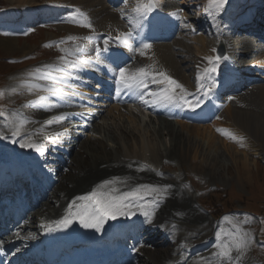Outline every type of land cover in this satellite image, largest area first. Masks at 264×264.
Instances as JSON below:
<instances>
[{
	"label": "bare ground",
	"instance_id": "1",
	"mask_svg": "<svg viewBox=\"0 0 264 264\" xmlns=\"http://www.w3.org/2000/svg\"><path fill=\"white\" fill-rule=\"evenodd\" d=\"M6 1L9 7L7 14L0 19L1 25L13 27V21L18 16L19 24L22 25L49 19L58 23V30H63L71 36H81L82 45H78L75 52L67 51L66 59L75 57L84 49L87 51V38L98 40L100 38L101 41H105L102 36L111 34L113 38L121 37L128 43L131 32L139 34L143 30L137 17V5L144 0ZM194 3L207 7L205 12H211L212 15L211 7L219 8L223 4L230 6L232 2L194 0ZM198 10L199 13L204 12ZM161 14L168 18L165 23L169 29L176 28L175 21L181 26L177 27V33L172 39L150 44L149 53L136 56V59L155 71L151 77L159 84H164L166 88L168 82H172V87H176L177 83L181 85L179 88L176 87L178 90L173 98V104L179 106L180 114L172 118L167 111L159 112L161 117L156 119L124 109L125 114L133 119L135 126L149 129L148 140L145 137L135 138L132 142L137 146L135 149H132L131 143L122 148L116 136L103 133L99 137L93 128L91 134H87L89 137L81 141L78 130L73 126L68 130V124L72 122L74 115L69 113L68 109L61 110V104L37 105V109L31 110L34 116L32 122L35 123L29 122V125L18 133L0 129L1 156L13 154L21 156L23 150H28L31 153V162L36 157L37 163L42 164L48 159L53 148L63 150V155L68 151L73 152L72 158L66 161L69 165L66 164L68 168L64 175L54 176L57 185L54 186L52 193L49 195L48 191L43 193L42 205L27 215L30 221H24L2 242L8 244V247L14 244L15 257L22 258L30 248L38 249L39 245L35 238L50 231L55 234L57 225L54 221L82 209L94 194L100 196L96 207L104 208L110 215L126 221L125 224L116 227L128 233L134 232L136 242L134 247L124 249H130L132 254H139L141 260L144 259L146 263L148 254L152 264H166L165 258L158 257L153 247L156 244L155 239L162 238L163 245L174 243L176 240L178 242L176 247L167 248L168 251L157 249L163 256L164 253L165 255L168 252L174 253L176 257L171 258L173 262L168 264H241L238 248L242 246L238 233L231 232L225 224L222 227L216 226L217 223L215 225L208 216L202 214L195 206L192 196L186 194L182 181L178 177L164 176L163 164L157 163L159 160L172 161L180 166L187 163L191 169L206 168L213 176L220 171L219 166L224 165L223 161L231 160L241 168V173L236 175L238 182L247 183L252 166L257 167V161L264 164V147L257 136L252 134V131L256 132L255 126L260 125L256 121L257 117L254 113L244 110L243 105L250 104L252 109V104L258 102L259 111L264 116V82L252 81L228 94L227 96H231L230 99L223 97L218 101L219 107L215 113L210 107L203 105L204 99L192 97L187 101L185 92L198 94L205 91L201 89L202 86L217 84L213 77L217 71L216 64L209 62L210 58L214 61L218 58L215 53V42L202 31L197 32L196 25H192L188 17L177 7L165 6ZM212 26L216 27L215 24ZM48 34L56 36L55 33ZM230 34L236 36L235 32ZM190 42L195 44V47ZM234 42L235 40L231 39L228 44L234 46ZM0 44L5 51L20 50L26 53L31 50L27 42L20 45L14 36L0 38ZM244 45L251 49L249 42ZM231 46L227 48L229 53L232 52ZM250 51H244V55L247 56ZM260 58L259 60L264 62V51H261ZM40 67L47 71L66 69L75 73L80 72L77 67L61 61L44 63ZM222 72L233 73L231 69L226 68H221L220 73ZM46 74L36 70L26 72V77L32 82L30 93L42 91L43 88L38 86L35 80H44ZM75 88L84 90L82 86ZM8 97L13 99L12 95ZM214 104L217 103L214 101ZM186 105L192 106L194 110H202L204 113L197 117L202 120L216 115L214 125L218 129H214L210 124L191 123L187 118L191 113H185ZM254 105L258 109V106ZM111 108L117 109L115 106ZM23 111L27 114L29 112L26 107ZM113 116L118 118L115 124L123 126L128 122L124 121L123 114ZM223 133L229 135L228 141L231 138L233 144L222 141L220 136ZM153 136L156 137V141ZM239 138L244 141L241 149L240 145L234 144ZM219 143L222 144L221 149ZM124 151L128 152L125 154L127 156H123ZM154 154H157L155 158ZM59 162L60 157L56 156L50 167L45 170L35 167V172L45 177L54 168L60 167ZM155 165L159 166L158 169H154ZM180 198L185 199L181 204ZM232 230L237 231L234 228ZM110 237H115V234L112 232ZM186 239L192 246L184 249L186 254H178L177 246ZM136 243L140 244L138 248ZM128 261L127 263H130Z\"/></svg>",
	"mask_w": 264,
	"mask_h": 264
},
{
	"label": "rangeland",
	"instance_id": "2",
	"mask_svg": "<svg viewBox=\"0 0 264 264\" xmlns=\"http://www.w3.org/2000/svg\"><path fill=\"white\" fill-rule=\"evenodd\" d=\"M184 2H186V0H173L172 6L178 5L187 16L191 18L193 14L186 10L187 8L183 6ZM8 7V1L0 0V15L6 13ZM202 21L203 19L201 18H194V22L199 23ZM34 26L35 25H32L30 28H26L29 32L24 30L19 32V34L11 33L7 29H0V38L14 36L18 39L20 45H22L23 42H27L31 47V50L23 53L20 50L5 51L0 44V124L2 125V128L12 130V132H19L25 129L29 125V122H32V116H29L31 114L23 112L24 107L28 108L30 113V110L36 109L34 105L28 104L30 99L29 92L24 90V85L16 84L15 80H18L19 76L22 75L26 69H32L37 64L50 59L56 54V52H58L59 46L62 45V42L67 40L66 38L70 39L67 32L58 30L56 23H50L49 25L41 27ZM207 27L206 23L201 29L205 30ZM48 33H55L56 36H50ZM191 45L195 47V44L192 42ZM253 54L254 53H252L251 56H253ZM26 64L30 65L25 66ZM10 95L13 96V99H9L8 96ZM37 101L43 104L51 103L48 99H40ZM254 104L258 106V109ZM254 104H252V109L250 108V104L243 105V107L244 110L254 113L257 117L256 121L260 125L255 126L256 132L252 131V134L257 136L258 140L263 143L261 146L264 147V116L259 111L258 102ZM111 109V107H108L109 112L113 113V109ZM109 112L105 114L104 118L95 123L96 131L100 136L101 134L99 130L104 131L105 134L110 133L117 137L116 139H118L122 148H126V146L131 143L132 149L137 147L132 144L135 138H149V129H147V127L141 128L135 126L133 119L128 117V115L122 116L124 121L128 120L126 125L123 124V126H121L118 125V123L115 124L114 122H118V118ZM118 113L121 114L123 112L117 110L115 115ZM120 121H122V119ZM215 122L216 121H213L212 124L210 123V126L216 127V125H214ZM108 128L109 130H107ZM222 136H220V138L223 139L222 141L224 143H231V138H229L230 141H228L229 135L223 133ZM153 138L156 141V137L153 136ZM151 141L154 144V141ZM114 142L115 141H113V143ZM220 144L221 143L218 144L219 149L222 148V144ZM234 144L240 145L239 149H241L244 145V141L242 138H239L235 140ZM127 153V151H124L122 154L123 156H127L125 155ZM153 156L155 158L157 154H154ZM223 158H225V156ZM225 161H223L224 165L219 166L220 171L216 172L213 176V173L206 170V168L191 169L187 163L180 166L172 161L159 160V163L157 164H163L164 167L162 168V171L164 176L178 177L182 181L186 194L192 196L197 209L202 214L208 216L214 224L217 223V225L215 224L216 226L222 227L225 224L231 232L238 233L241 246L243 247L238 248V256L240 257L239 261L241 264H264V242H260L257 238V236L264 238V164L257 161V167L252 166L250 170L248 182L241 183L238 182L236 178V175L241 173V168L236 166L231 160ZM158 167L159 166L155 165L154 169H157ZM184 201L185 199L180 198L179 204ZM200 203L204 205L208 204L210 206L209 209L213 213H219L224 209L230 208H236V210L225 213L218 220H214L209 214V211L204 210ZM245 209L258 212L263 216V220H259L257 216L247 212ZM222 220H224L223 223L219 224ZM232 228L237 229V231H233ZM179 233H181V231H179ZM186 238L189 237L186 236ZM186 241L187 239L183 241V244L186 243ZM155 242L156 246L154 245L153 247L156 249V255L165 258L164 262L166 264H168L169 261L171 262V258L175 257V255H173L174 253L169 254L168 252L167 255L164 253L163 256L157 252V249H166V251H168L167 248L176 247V243L178 244L177 240L174 244L171 243L165 245L162 244L161 238H157ZM189 244L190 243H186L184 247H187ZM177 249L176 252L179 254L183 253V246H177ZM147 256V263L152 264L149 261L150 256L148 254ZM143 262L144 259L141 260V258H136L134 264H147L146 262Z\"/></svg>",
	"mask_w": 264,
	"mask_h": 264
}]
</instances>
